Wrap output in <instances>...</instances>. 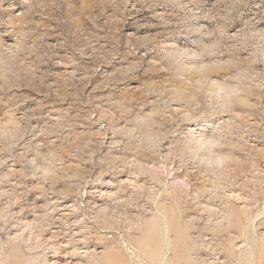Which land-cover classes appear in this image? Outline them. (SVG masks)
Segmentation results:
<instances>
[{
	"label": "rangeland",
	"instance_id": "obj_1",
	"mask_svg": "<svg viewBox=\"0 0 264 264\" xmlns=\"http://www.w3.org/2000/svg\"><path fill=\"white\" fill-rule=\"evenodd\" d=\"M0 264H264V0H0Z\"/></svg>",
	"mask_w": 264,
	"mask_h": 264
},
{
	"label": "bare ground",
	"instance_id": "obj_2",
	"mask_svg": "<svg viewBox=\"0 0 264 264\" xmlns=\"http://www.w3.org/2000/svg\"><path fill=\"white\" fill-rule=\"evenodd\" d=\"M155 7V6H154ZM161 13V12H160ZM160 13H159V15H160ZM164 13V12H163ZM156 14V13H155ZM158 15V16H159ZM161 15H162V13H161ZM65 56V55H64ZM63 57V56H62ZM65 58V57H64ZM61 59V58H60ZM63 61V60H62ZM67 61V60H66ZM68 64H70V63H68ZM67 66V65H66ZM69 67V66H68ZM67 70V69H66ZM66 73V72H65ZM105 73V72H104ZM110 74V73H109Z\"/></svg>",
	"mask_w": 264,
	"mask_h": 264
}]
</instances>
